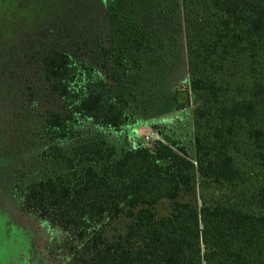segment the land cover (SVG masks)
<instances>
[{
	"label": "trees",
	"instance_id": "obj_1",
	"mask_svg": "<svg viewBox=\"0 0 264 264\" xmlns=\"http://www.w3.org/2000/svg\"><path fill=\"white\" fill-rule=\"evenodd\" d=\"M79 10L16 80V205L59 231L60 264H264V0Z\"/></svg>",
	"mask_w": 264,
	"mask_h": 264
},
{
	"label": "rangeland",
	"instance_id": "obj_2",
	"mask_svg": "<svg viewBox=\"0 0 264 264\" xmlns=\"http://www.w3.org/2000/svg\"><path fill=\"white\" fill-rule=\"evenodd\" d=\"M74 2L0 0V264H60L63 260V250L51 241L53 238L60 240L59 231L49 229L46 224L22 212L7 181L10 174L16 171L18 162L27 161L31 151V145L17 148L21 138L16 137V125L24 130L29 121L17 124L15 120L20 111L17 109L19 92L16 90V80L28 79L34 63L32 58L37 51L52 45L72 43L68 38L59 37L63 26L76 23L77 16L82 14L79 9L85 0H77L81 5L79 9ZM51 6L54 7L56 22L49 26L47 22H42L40 16L51 15ZM63 18H67V21L61 22ZM177 68L169 88L173 85L182 90L185 88V74L180 64H177ZM134 137L146 143L157 139L154 131L143 126L136 129ZM167 208L168 205L163 203L156 210L164 215ZM123 227V222L116 223V230Z\"/></svg>",
	"mask_w": 264,
	"mask_h": 264
}]
</instances>
